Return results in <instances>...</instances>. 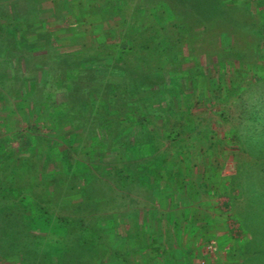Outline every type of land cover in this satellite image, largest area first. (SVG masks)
<instances>
[{"label":"rangeland","instance_id":"1","mask_svg":"<svg viewBox=\"0 0 264 264\" xmlns=\"http://www.w3.org/2000/svg\"><path fill=\"white\" fill-rule=\"evenodd\" d=\"M186 2L0 0V264H264V0Z\"/></svg>","mask_w":264,"mask_h":264},{"label":"trees","instance_id":"2","mask_svg":"<svg viewBox=\"0 0 264 264\" xmlns=\"http://www.w3.org/2000/svg\"><path fill=\"white\" fill-rule=\"evenodd\" d=\"M187 0H180V2H182L183 3V5L184 6H186L187 5V2H186ZM177 2H179V1H177ZM118 63H119V61H117ZM148 78V77H147ZM143 84H147V83H143ZM117 94V93H116ZM116 94H115V96H116ZM68 94H66V96H67ZM118 97V96H117ZM250 116H251V118H255V120H256V118H258L255 114H254V112L251 110V112H250ZM262 118H264V116L262 117ZM67 152H69V150H66L65 149V151H64V153H63V155H62V158H63V162L64 163H67V162H69L68 161V158L66 157L67 155H66V153ZM69 164V163H68ZM259 167H260V170H259V172H257L256 174H257V185H258V187H260V188H262V189H264V158L262 159V161L260 162V165H259ZM6 188H4V187H1V189H0V197L1 198H3L4 196H5V194H6V190H5ZM258 189V188H257ZM23 190H25V188H23ZM8 194V193H7ZM247 195H249L248 193H247ZM14 197H13V200H14V204H13V206H15V207H18V209H19V211H20V213L21 214H23V212H24V210H25V200H24V198L27 196V195H24L23 194V192L22 191H20L19 193L17 192L15 195H13ZM11 199V201H12V198H10ZM251 201V200H250ZM246 206H247V208H251V207H253L250 203H248V204H246ZM259 208V209H258ZM256 209H258L257 211L254 209V208H252L251 210H249V209H247V212L249 213V214H253V215H255V213H258L259 215H260V217L259 216H257V215H255L256 216V219H258V220H256L257 222H255L256 223V225H255V227H254V229H257L258 230V232H261V231H263V233H264V218L262 217L263 216V212H264V208L263 207H260V206H257L256 207ZM249 210V211H248ZM260 210V211H259ZM248 214V215H249ZM9 215L10 214H3V216H1L0 217V229H1V231H0V239H4V240H6V241H8V240H11L10 241V244H7V246H3V251L4 252H1V253H8V251H10L11 249L12 250H15V246H14V243H15V241L13 240V239H11L12 237L10 236V235H8L7 234V232H6V230L8 229V221L10 220L9 219ZM13 220V219H12ZM258 225V226H257ZM248 226V225H247ZM260 234H258L257 236H259ZM257 236H255V237H257ZM14 241V242H13Z\"/></svg>","mask_w":264,"mask_h":264},{"label":"crops","instance_id":"3","mask_svg":"<svg viewBox=\"0 0 264 264\" xmlns=\"http://www.w3.org/2000/svg\"><path fill=\"white\" fill-rule=\"evenodd\" d=\"M25 28H26V25L24 24L23 27H22V29L24 30ZM23 30H21L20 32H22ZM20 32H19V34H18L19 37H20ZM27 35H28V37H27V38H28V42H30V39H31V38H30V37H31V32H28ZM3 52H4L3 55H5V53L9 54V51H7V52H6V51H3ZM31 56H32V55H31ZM27 57H28V55H27ZM18 58H19V59L22 58V60H24V59H26V54L23 55V56L19 55V56L17 57V59H18ZM8 61H9V60H8ZM9 76H10V75H7V76H5V77L8 78Z\"/></svg>","mask_w":264,"mask_h":264}]
</instances>
